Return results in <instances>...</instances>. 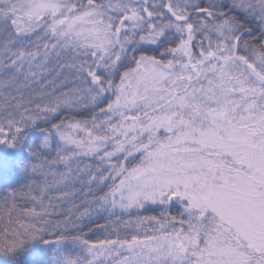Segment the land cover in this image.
<instances>
[{"label": "snow or ice", "instance_id": "snow-or-ice-1", "mask_svg": "<svg viewBox=\"0 0 264 264\" xmlns=\"http://www.w3.org/2000/svg\"><path fill=\"white\" fill-rule=\"evenodd\" d=\"M62 56L81 87L0 104V145L40 133L28 182L0 197V254L40 241L49 264H264V0H0V95ZM74 171L96 207L53 220L50 190Z\"/></svg>", "mask_w": 264, "mask_h": 264}, {"label": "trees", "instance_id": "trees-1", "mask_svg": "<svg viewBox=\"0 0 264 264\" xmlns=\"http://www.w3.org/2000/svg\"><path fill=\"white\" fill-rule=\"evenodd\" d=\"M225 2H227V0H225ZM53 59H52L53 61L49 64L50 66L48 68V72L46 73V75H44L39 81L33 82V85H28V80L26 81V80H23V78L22 79L19 78L17 85L20 86V88L16 85L17 88L15 89L14 92H12V94L14 93L13 96L17 98H19L20 96H23L25 102H27L28 100L33 101V104L29 105V107H32L34 106L35 103L44 104L48 102L52 98V96L48 95L49 93H51L52 95H59L61 92H70L71 89L82 86L81 82L77 80L75 73L71 70L69 71L67 70L66 78H62V79L61 77L57 78L56 73L58 72L56 71L60 68V65L66 61L63 59H58V60L56 58H53ZM5 103L12 104L14 103V101L4 96L3 98L0 99V104H5ZM65 114L67 113L65 112ZM80 115L86 117L88 115L87 110H83ZM38 135H40V133L36 129L29 130L28 132H26L25 137L19 142V144L21 143L24 144L26 148L25 154L21 158L16 160V162H14V164L11 167L0 171V197H2L5 194L4 193L5 190L10 189V188H16L17 190H19L24 186V184L28 182L27 181L28 178L22 173L21 168L31 158L29 156L28 146L31 144L32 140L36 138ZM93 166H94V162H93ZM73 168L75 169V165H73ZM59 171H62V167H59ZM78 179L80 180L75 182L79 184V186L76 189L77 195H78L77 199L72 196L68 199L71 201V203L70 202L65 203L63 201L60 205L61 207L68 209L69 206L72 204L71 205L72 209L66 210L65 213L54 215L52 217L53 220H63L67 216H71L75 218V216L78 215L75 212L77 208L76 205L79 202V198L81 195H86L87 197H90L92 199L94 198L96 191H97L95 185L94 184L90 185L88 183L89 178L79 177V173H76L74 171L72 180H78ZM54 190L55 189H51L50 194L56 197L53 193ZM47 201L48 199H46V202ZM95 207L96 206L92 207L91 209ZM80 210H82L83 212L86 209L84 210L80 209ZM172 211H173V214H175V210L173 209ZM124 218L127 219L128 217L125 216ZM132 218L134 219V217ZM92 219L95 223H92L91 226L95 228V224L107 223L109 217H108V213L101 212L99 215H96L95 213H93ZM111 219L114 220L115 216H113ZM84 230L87 231L88 229L85 228ZM131 234H133L131 229H125L123 227L120 228V236L122 238L125 236H130ZM107 236H108V233L104 231H100V230H95L89 234V238L93 241L98 240V239L107 238ZM49 238L55 239V237H49ZM112 238H115L114 234L112 235ZM39 243H42V242H39ZM36 244L37 243H30V244H27L24 248L27 250H31L36 246ZM13 256H14L13 264H23L25 260L23 250L22 251L18 250L17 252L13 254ZM37 256L39 259L43 258L42 253H37Z\"/></svg>", "mask_w": 264, "mask_h": 264}, {"label": "rangeland", "instance_id": "rangeland-1", "mask_svg": "<svg viewBox=\"0 0 264 264\" xmlns=\"http://www.w3.org/2000/svg\"><path fill=\"white\" fill-rule=\"evenodd\" d=\"M53 58H56V57H53ZM52 59H51L50 63L54 60V59L53 60ZM60 59H63L66 61V58L63 56ZM49 64L47 66V70L45 71L44 75H46V73L48 72V68L50 66ZM67 70L69 71V69H67V68L62 69L60 67L56 71V72H58V73H56L57 78H60V77H61V79L66 78ZM9 74L10 73L7 71H0V79L7 78ZM61 74H62V76H61ZM20 78L22 79L23 77H20ZM23 80H24V78H23ZM33 82L34 81L31 78L28 79V85H33ZM17 86H13V87H9L7 89H4L3 92L5 93V95H0V99L3 98L4 96L8 97V94L13 96L14 93L12 94V92L15 91ZM18 87L20 88V86H18ZM25 152H26V148H25L23 143H21V144L18 143V145L14 148H9L6 145H0V171L11 167L14 164V162H16V160H18L19 158H21L25 154ZM85 163H92L93 164V161L85 159L81 162L80 167L83 168ZM60 167H62V171H64L63 166H60ZM79 177L89 178L88 171L79 172ZM80 179H78V180H72L71 179L68 182H66V184H62L58 188H55L53 193L56 196V199L52 200V205H53V207L51 209V211L53 213L52 217L54 215H59L61 213H65V211L68 209H72V206H71L72 204L69 206L68 209L63 208L60 205L63 201L65 203H68V202L71 203V201L68 199L72 196L77 199L78 195H77L76 189L79 186V184L75 183V182L79 181ZM63 193H68V195L64 196ZM51 196H52V194H51ZM52 197H54V196H52ZM46 199H48V197H46ZM45 202H46V200H45ZM94 206H96V205H95L92 198L87 197L86 195H81L79 198V202L76 205L77 208H76L75 212L77 214H79L80 212H82V210H80V209H83V210L84 209H91ZM39 242L40 241L32 242V243H37V244L31 250H27L25 248L20 249L21 251L22 250L24 251L25 260H24L23 264H49L50 248H49V246L45 245L44 243H39ZM37 253H42L43 258L39 259L37 256ZM13 257H14L13 255L5 257L4 255L0 254V264H10V263L13 264V259H14Z\"/></svg>", "mask_w": 264, "mask_h": 264}]
</instances>
